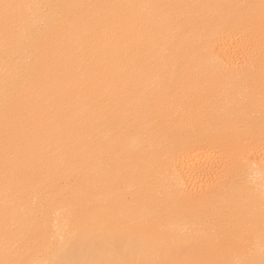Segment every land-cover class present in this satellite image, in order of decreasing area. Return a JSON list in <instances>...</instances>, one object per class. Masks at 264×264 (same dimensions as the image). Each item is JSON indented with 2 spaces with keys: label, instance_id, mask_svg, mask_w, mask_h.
<instances>
[{
  "label": "bare ground",
  "instance_id": "6f19581e",
  "mask_svg": "<svg viewBox=\"0 0 264 264\" xmlns=\"http://www.w3.org/2000/svg\"><path fill=\"white\" fill-rule=\"evenodd\" d=\"M0 264H264V0H0Z\"/></svg>",
  "mask_w": 264,
  "mask_h": 264
}]
</instances>
